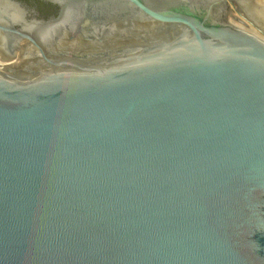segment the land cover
Returning a JSON list of instances; mask_svg holds the SVG:
<instances>
[{
    "label": "water",
    "instance_id": "95a60500",
    "mask_svg": "<svg viewBox=\"0 0 264 264\" xmlns=\"http://www.w3.org/2000/svg\"><path fill=\"white\" fill-rule=\"evenodd\" d=\"M0 264H264V0H0Z\"/></svg>",
    "mask_w": 264,
    "mask_h": 264
}]
</instances>
